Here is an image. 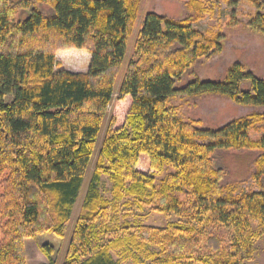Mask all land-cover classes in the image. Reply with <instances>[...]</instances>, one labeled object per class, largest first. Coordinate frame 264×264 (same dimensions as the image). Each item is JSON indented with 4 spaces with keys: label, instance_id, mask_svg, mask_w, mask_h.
<instances>
[{
    "label": "trees",
    "instance_id": "1",
    "mask_svg": "<svg viewBox=\"0 0 264 264\" xmlns=\"http://www.w3.org/2000/svg\"><path fill=\"white\" fill-rule=\"evenodd\" d=\"M51 14L32 7L31 0H0V264H26L24 239L41 232L63 236L81 188L96 138L112 100L140 0H34ZM256 11L248 26L264 35V3L251 0ZM32 8L14 22L18 11ZM186 17L175 20L147 13L118 88L124 114H114L100 150L73 232L74 249L64 264H118L110 251L156 246L149 264H245L256 234L264 233V133L252 140L247 131L263 115L252 112L216 129L185 122L168 105L177 94L225 96L237 105L264 107V79L234 63L222 81L198 78L175 83L201 58L222 50L219 34L206 35L192 23L213 12L211 0H188ZM82 49L90 54L84 73L56 69L58 50ZM249 81L250 88L241 85ZM122 118V120H120ZM211 139L201 143L200 139ZM251 149L258 153L253 177L261 189L239 195L224 193V170L213 165L218 150ZM169 172L159 184L155 176ZM102 174L114 181L117 198H132L129 209L152 207L158 212L179 208L175 193L190 190L205 205L193 220L164 227L139 225L111 230L101 218L108 202L98 193ZM4 176V177H3ZM214 220L232 228L228 249L209 239L198 245ZM79 247H81L79 249ZM84 249V250H83ZM81 251V252H80ZM80 252V253H79ZM244 252V253H243ZM48 261L54 264L48 251Z\"/></svg>",
    "mask_w": 264,
    "mask_h": 264
},
{
    "label": "rangeland",
    "instance_id": "2",
    "mask_svg": "<svg viewBox=\"0 0 264 264\" xmlns=\"http://www.w3.org/2000/svg\"><path fill=\"white\" fill-rule=\"evenodd\" d=\"M17 2L19 0H10ZM32 1V7L42 11L45 15L51 14L50 8L41 2ZM188 0H140L136 17L129 23L130 34L127 40V48L123 63L115 80L114 93L109 103L106 115L101 124L95 141L90 162L85 171L83 182L78 196L72 206L71 215L63 236H57L51 232H41L24 239V252L26 264H41L48 261V251L54 264H64L79 246L73 242V232L77 223L78 215L84 203L90 179L96 168L100 150L107 137V128L111 117L116 113H125L129 103L127 100L118 103V88L126 72L128 63L134 58V44L137 33L143 25L147 13L154 12L175 20L186 17L185 3ZM215 8L211 13L201 15L192 23L193 27L204 32L206 35L219 34L221 37L222 50L209 58H201L192 65L175 83L180 88L190 81L198 78L203 81H222L228 69L234 63H240L246 71L264 79V35L248 26V22L255 14L256 8L251 0H211ZM264 3V0H259ZM32 8L18 11L13 21H23L31 12ZM264 11V8H263ZM56 69H66L70 72L84 73L88 69L90 54L82 49L58 50L55 53ZM241 88H250L249 81H244ZM168 105L177 109V116L185 122H198V128L216 130L232 120L257 112L264 117V107L251 105H237L225 96L203 95L190 97L174 95L169 99ZM122 120V118H120ZM264 133V119L249 128L247 135L256 140ZM201 143H209L211 139H200ZM258 152L251 149L218 150L213 155V165L224 170L225 177L221 185L223 192H232L234 195L261 189V183L253 177V162ZM171 167H166L163 172L155 176L156 184L169 173ZM4 177V176H3ZM2 178H0L1 185ZM264 183V178L262 179ZM114 181L110 175L102 174L97 186L99 195L108 202L106 214L101 218L104 225L111 230L122 232L121 228L137 227L139 225L164 227L170 222L193 220L201 206L198 199L190 190L175 193L180 202L176 211L168 213L158 212L152 207L144 210L129 209L128 202L132 198H117L114 194ZM2 191L0 186V192ZM205 205L200 210L203 212ZM208 227L199 240L198 251L206 254L210 248L209 239L216 236L221 240V249H228L232 228L222 225L214 220L212 211L206 213L203 222ZM256 238L252 243V256L245 260V264H264V233L258 230V223L250 220ZM81 247H79L80 249ZM84 250V249H83ZM156 246L135 249L131 247H118L110 251L113 259L118 264H149L148 254L157 251ZM81 252V251H80ZM79 252V253H80ZM244 253V252H243Z\"/></svg>",
    "mask_w": 264,
    "mask_h": 264
}]
</instances>
